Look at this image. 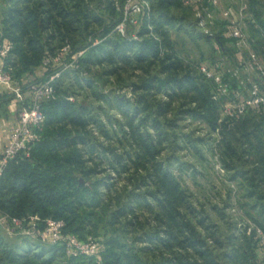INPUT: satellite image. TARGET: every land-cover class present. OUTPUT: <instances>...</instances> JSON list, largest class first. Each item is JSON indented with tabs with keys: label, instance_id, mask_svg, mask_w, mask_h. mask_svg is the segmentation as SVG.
I'll list each match as a JSON object with an SVG mask.
<instances>
[{
	"label": "trees",
	"instance_id": "trees-1",
	"mask_svg": "<svg viewBox=\"0 0 264 264\" xmlns=\"http://www.w3.org/2000/svg\"><path fill=\"white\" fill-rule=\"evenodd\" d=\"M125 1L120 0L121 6L117 9L112 0H6L9 7L4 11L5 18L0 23V46L5 41L13 45L12 52L4 60V69L14 81L21 80L25 75H34L42 67L43 60L53 56L56 36L46 37L44 34L51 28L59 32L61 48L66 45L71 47L65 62L72 61L82 51L84 54L78 60V68L63 72L55 80V99L43 104L45 122L40 132L41 141L33 147L29 157L19 155L11 161L0 177V212L16 218L38 215L43 219L63 220L66 224L64 233L76 235L81 240L92 236L100 239L104 245L101 263L85 256L68 258L63 247L53 246L51 253L55 255L60 250L64 264H191L175 253L168 256L161 254L158 260L155 255L154 258L149 257L153 246L171 250L173 246L170 242L176 240L174 224L187 235L185 242H182L187 243L184 249L192 248L199 255L200 259L193 263L220 264L211 249L202 251L204 245L198 242L194 225L179 213L177 204L183 190L174 174L173 163L168 159V166H164L157 161L163 142L174 137V132L168 131L160 119L167 109L161 103H152L147 93L131 102L118 94L105 92L95 80L83 76L87 67L104 63L112 66L147 64L165 55L166 59H172L166 52L163 40L155 33H158L164 21L172 24L173 18L168 8L173 0H158L157 13L152 17L147 12L142 14L136 34L139 39L110 35L124 21ZM94 2L96 6L91 7ZM92 25H98L99 30L89 32L81 44L77 45L69 39L74 26L83 36ZM98 35L101 41L96 43ZM62 63L54 64L48 75L60 70ZM168 70L165 68L163 73ZM70 76H74L79 85L85 83L92 89L97 103L116 104L124 115H130L133 110V119L137 115H144L139 125H131L129 131L122 132L124 140L132 142L131 151L116 154L104 147L101 152L102 158L110 163L118 175L135 171L130 179L132 190H128L127 186L119 191L110 176L91 180L94 172L86 167V163L92 159L86 160L85 155L98 154L100 145L94 143L87 129L96 123L99 129L105 131V124L97 115L104 108H92L86 103L70 101L68 88H63L64 80ZM173 85L180 89L188 87V91L194 94L192 102L212 113V118L200 115L209 118L210 126L215 131L218 128L215 114L218 106L212 100L208 86L188 76L164 79L155 75L141 81V89L147 92L152 89L156 93L167 91V88L174 89ZM11 100L12 96L0 97V118L7 114ZM92 112L97 113V120L90 116ZM142 171L145 174L138 175ZM113 201L115 206L111 204ZM145 210L153 213L158 210L157 218L162 217L161 223L169 224L166 236L163 237L158 231L144 230L142 234L128 238L129 229L138 225L134 221L139 219L137 213L140 215ZM5 237V233L0 231V264L53 263V258L46 259L44 254H35L32 246L22 249L11 246ZM248 256L249 263L253 262L251 258L254 253L251 250L243 252V257Z\"/></svg>",
	"mask_w": 264,
	"mask_h": 264
},
{
	"label": "rangeland",
	"instance_id": "rangeland-1",
	"mask_svg": "<svg viewBox=\"0 0 264 264\" xmlns=\"http://www.w3.org/2000/svg\"><path fill=\"white\" fill-rule=\"evenodd\" d=\"M34 1L39 2V0ZM112 1L117 9H120V0ZM157 1L146 0L148 4L146 12L151 17L157 13ZM96 4L94 2L90 6L94 7ZM127 4L128 0L124 3L125 8ZM199 6L200 9L206 7L205 3L193 6L182 0H173V3L169 5L168 9L173 18L172 24L164 21L155 36L163 40L166 52L172 59H166L165 55L147 64L112 66L104 63L87 67L83 76L95 80L105 92L118 94L131 102L137 101L141 95L147 93L152 103L163 104L167 112L160 119L168 131L174 132V137L163 142L157 161L162 162L164 166H168V159L173 163L174 174L179 179L183 190L177 207L181 216L194 225L197 240L200 245H204L202 251L211 249L217 255V261L220 264H264V245L257 236L258 230L264 234V114L249 109L233 128H228L224 106L242 98L218 95L213 82L203 76L199 68L206 66L216 72H219V67L225 72L234 70L241 55L234 47L229 21L222 15H215L212 21L205 18L202 22L197 17ZM8 7L6 0H0V23L5 18L4 11ZM220 7L230 12V19H236L239 10L245 8L246 20H243L245 32L252 49L264 61V35L259 30V28L264 30V0H221ZM141 19L142 14L134 13L129 21L125 22V35L117 29L122 23L110 35L117 34L139 39L136 34L140 28ZM99 28L98 25H92L82 36L81 31L77 30L78 27L74 26L69 39L79 45L89 32L97 31ZM151 28L156 30L154 26ZM44 34L46 37L53 34L56 36L53 41L55 50L52 53L53 56L56 55L62 49L59 32L51 28ZM96 40V43L101 41L99 35ZM165 68L170 70L163 73ZM47 75V72L39 77L25 75L21 80L15 81L19 84H24L25 81L44 82ZM155 75L164 79L169 77L182 79L188 76L195 78L199 84L208 86L212 100L218 106V112L215 113L218 117V128L215 131L212 130L209 118L207 119L208 116L213 117L212 113H208L207 110L199 108L198 104L192 102L194 94L188 91V87L180 89L173 85L174 89L167 88V91L165 89L159 93H156L155 89L143 91L142 79ZM63 88H68L72 102L86 103L92 108L98 106L104 108L98 111L99 114L92 112L90 116H94L97 120V114L102 124H105V131L99 129L96 123L91 124L87 129L94 143L100 145H97L100 156L85 155L86 160L92 159L86 163V167L94 172L91 180H101L110 176L111 182H115L119 191L127 186L128 190H132L130 179L135 171L118 175L110 167V163L102 158L101 152L104 147L110 148L116 154L131 151L132 142H126L122 132L129 131L131 125L134 127L139 125L144 115H137L133 119L135 116L133 110L130 115H124L116 104L97 103L93 97V90L85 83L79 85L74 76L64 80ZM232 88L240 90L243 99L250 97L247 88L239 89L233 82ZM200 114L207 117L203 118ZM140 129L143 131V127ZM151 132L155 134L154 131L151 130ZM79 147L83 148L82 145ZM108 156L111 157L110 153ZM139 174L144 175L145 172L142 171ZM111 204L115 206L114 201ZM157 212L158 210L154 213L145 210L144 213L140 212V215L137 213L139 219L134 221L138 225L129 229L128 238H134L142 234L144 230L158 231L163 237L166 236L169 224L161 223L162 217L157 218ZM172 227L175 228L173 234L176 240L172 239L173 241L170 242L173 246L171 250L153 246L149 257L154 258L155 255V259L158 260L161 254L168 256L175 253L180 259L183 257L191 264H195L193 262L200 259L199 255L195 254L196 251L192 248L185 250L187 243L182 244L186 240V233L175 224ZM5 236L6 241L13 247L32 246L35 254H44L46 259L53 258L52 264H64L62 252L59 250L53 255L51 253L53 246L49 244L30 242L19 236L7 234ZM98 240L100 242V239ZM180 242L181 245H179ZM247 250L254 253L251 263H249V256L243 257V252Z\"/></svg>",
	"mask_w": 264,
	"mask_h": 264
},
{
	"label": "built area",
	"instance_id": "built-area-1",
	"mask_svg": "<svg viewBox=\"0 0 264 264\" xmlns=\"http://www.w3.org/2000/svg\"><path fill=\"white\" fill-rule=\"evenodd\" d=\"M187 4L198 6L205 3L204 8L197 7V17L204 21L205 18L213 20L215 15H222L230 23L231 36L234 40V47L241 55L237 67L234 70L219 72L211 70L209 67L201 66L200 72L210 79L218 95L228 97L230 95L236 98H242L235 102H229L224 106V115L228 127H233L243 118L249 109L264 114V61L262 57L252 49L250 40L245 32L244 19L245 8H241L236 19H230V12L222 10L220 7L221 0H184ZM148 4L146 0H128L125 8V18L118 31L125 35V22L136 14L146 13ZM264 35V30L259 28ZM138 32V31H137ZM13 45L7 41L0 46V84L11 87L14 83L12 76L4 69V60L10 55ZM69 45L64 46L56 55L46 57L43 60L42 68L45 72L52 71L54 64H61L62 68L47 75L44 82L29 83L27 90L29 98L24 99L21 88H13L18 102L22 103L18 110L17 123L12 128L10 139L0 152V177H2L9 163L17 156H30L33 147L41 141V130L45 122L43 104L54 100L56 91L54 82L60 78L61 74L67 70L78 68V60L84 54V51L75 55L73 60L65 62L66 55L70 52ZM227 73V74H226ZM227 75V77H226ZM233 84L237 87L247 88L250 97L241 96L240 90H233ZM27 102L24 105L23 102ZM219 131V130H218ZM66 224L63 220L52 218L43 219L38 215H32L24 218H16L5 215L0 212V231L9 236H19L31 242H40L51 246H61L64 248L68 258H79L82 256L94 258L101 263V256L105 250L104 245L96 238L90 236L86 240H81L76 235L64 233ZM261 243L264 245V234L258 230Z\"/></svg>",
	"mask_w": 264,
	"mask_h": 264
},
{
	"label": "crops",
	"instance_id": "crops-1",
	"mask_svg": "<svg viewBox=\"0 0 264 264\" xmlns=\"http://www.w3.org/2000/svg\"><path fill=\"white\" fill-rule=\"evenodd\" d=\"M36 76H44L45 71L42 67L38 68L35 72ZM24 84H19L16 81L12 84L11 87L4 86L0 84V97L4 96H12L13 100L8 104L7 106V114L2 116L0 118V152L4 148V146L7 144V142L10 139V133L12 128L15 126L17 123V114H18V108L22 106L21 102H18L15 94L13 93V88H21L24 89L22 90L24 99L27 100L29 98V92L27 90V85L30 83L29 81L23 82ZM13 87V88H12ZM28 101L23 102L24 105L27 104Z\"/></svg>",
	"mask_w": 264,
	"mask_h": 264
}]
</instances>
